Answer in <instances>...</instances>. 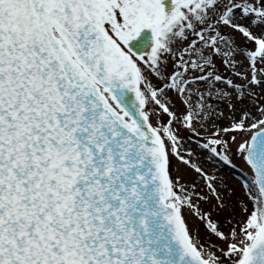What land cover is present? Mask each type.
I'll list each match as a JSON object with an SVG mask.
<instances>
[{"label": "snow or ice", "instance_id": "6c2138e0", "mask_svg": "<svg viewBox=\"0 0 264 264\" xmlns=\"http://www.w3.org/2000/svg\"><path fill=\"white\" fill-rule=\"evenodd\" d=\"M0 264H264V0H0Z\"/></svg>", "mask_w": 264, "mask_h": 264}, {"label": "rangeland", "instance_id": "374dc122", "mask_svg": "<svg viewBox=\"0 0 264 264\" xmlns=\"http://www.w3.org/2000/svg\"><path fill=\"white\" fill-rule=\"evenodd\" d=\"M236 163H237L238 165L243 166L242 163H241L239 160H237Z\"/></svg>", "mask_w": 264, "mask_h": 264}, {"label": "water", "instance_id": "95a60500", "mask_svg": "<svg viewBox=\"0 0 264 264\" xmlns=\"http://www.w3.org/2000/svg\"><path fill=\"white\" fill-rule=\"evenodd\" d=\"M166 3L170 2V0H165ZM145 35H150V33H146Z\"/></svg>", "mask_w": 264, "mask_h": 264}]
</instances>
